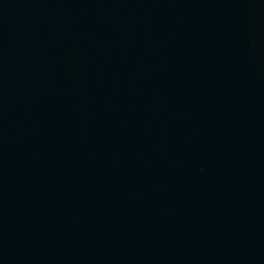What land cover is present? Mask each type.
<instances>
[{"label":"water","instance_id":"water-1","mask_svg":"<svg viewBox=\"0 0 264 264\" xmlns=\"http://www.w3.org/2000/svg\"><path fill=\"white\" fill-rule=\"evenodd\" d=\"M0 264H264V0H0Z\"/></svg>","mask_w":264,"mask_h":264}]
</instances>
